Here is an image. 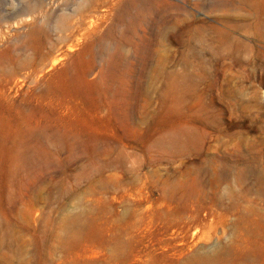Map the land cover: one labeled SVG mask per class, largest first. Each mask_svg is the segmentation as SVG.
<instances>
[{
  "label": "rangeland",
  "instance_id": "rangeland-1",
  "mask_svg": "<svg viewBox=\"0 0 264 264\" xmlns=\"http://www.w3.org/2000/svg\"><path fill=\"white\" fill-rule=\"evenodd\" d=\"M0 264H264V0H0Z\"/></svg>",
  "mask_w": 264,
  "mask_h": 264
}]
</instances>
